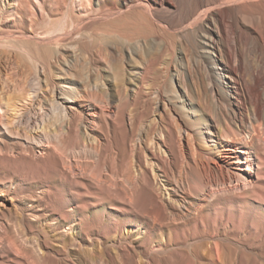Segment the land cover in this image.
I'll return each mask as SVG.
<instances>
[{"label":"bare ground","instance_id":"6f19581e","mask_svg":"<svg viewBox=\"0 0 264 264\" xmlns=\"http://www.w3.org/2000/svg\"><path fill=\"white\" fill-rule=\"evenodd\" d=\"M9 17L20 22V28L16 31L7 32L4 29L6 22L2 20ZM43 17L48 18V23L38 27L37 23ZM0 26L2 27L0 67L5 65L2 60V54L7 52L5 50L32 45L33 51L26 52L29 63L22 71L25 81L29 82L30 77L37 73V70H41L39 76L43 84L39 87V91L45 94L48 90L57 99L58 86L62 83L60 80L63 64L69 63V59H72L74 63L72 62L70 70L72 75H70L77 84H82L76 87L74 92L71 90L63 92L71 99L70 101L75 102V105L63 106L64 117L60 116L59 119L60 114L55 115L54 111L55 114L50 115L48 122L42 120V127H39V130L35 127L34 130L26 131L22 127L24 131L22 134L12 133L3 125L0 116V158H13L16 154L8 151L5 145V142L12 141L13 136L18 139L21 146L20 152L17 153L18 157L27 162H34L37 157L35 148L42 147L45 154L44 164L49 165L47 171L45 170L44 180L51 183V186L46 184L39 186V191L35 194L22 195L15 192L14 180L8 170L0 169V216L10 215L19 206L36 221L44 219L47 210L45 201L50 196L51 189H55L58 193V182L68 183L76 182L78 178L82 179L76 171L79 160L86 152L96 160H99L104 152L108 153L120 163V168L126 169V173L122 175L121 180L113 175L109 181L94 175L90 177V182L96 183L100 190L112 195V213L103 216L110 221L109 223L104 219L96 220V212L89 218L80 217L78 214L80 210L95 208V205L84 202V206H80L74 203L75 198L70 199L67 196L66 188L60 190L65 197L64 203L69 207L65 212L71 220L69 229H76L78 235H81V232L85 233V230L97 229L103 232V236H111L120 243L132 238V241L141 244L160 242L163 246H167L178 241L187 242L191 238L201 240L208 237L207 230L198 231L197 228H200L199 220L204 217V207L210 199H213L216 190L226 186L253 188L256 184L260 175L258 162L262 161L264 164V0H0ZM158 30L177 33L179 42L177 46L188 48L193 54L191 57H195L198 67L205 69L213 95L203 92L199 87L190 89L187 93V105L191 110L189 113L196 117L193 120L194 124L199 125L200 118L202 126L195 130L191 124L188 126L179 119H169L163 115L161 121L166 123V130L158 133V140L153 144L154 146L149 147L143 144V141L135 143L134 128L124 117H119L118 123L111 119L112 111L107 102L110 88L100 90L93 84L106 85V79L108 84L110 82L117 83L116 85L123 84L126 79L125 73L120 65L114 64L112 58L114 52H122L123 55L127 50L125 47L133 46L131 44L134 41H145L149 39V35L163 33ZM152 39L154 44L158 43V38ZM175 45L176 42L166 41L161 48L170 50L177 47ZM82 56L90 66L89 74L85 76L80 71L84 68ZM141 72L137 75H135L137 72H134L136 81H143L145 72ZM177 78L176 75V80ZM134 85L138 90L139 85L136 82ZM30 92L31 86L24 88L25 99H28L26 96H30ZM61 103L64 105L65 101L62 99ZM7 104L10 107L9 102ZM209 107L216 112V121L212 124L207 122L205 116ZM28 120L29 118L26 119ZM210 125L215 127L216 131L208 133V136L212 134L217 140L212 141L214 144L206 148L209 142L205 141L207 130L203 126L209 129ZM81 127L85 129H83L85 138L81 137ZM153 135L150 137H154ZM199 136L202 137V140L199 139L200 142ZM70 138L73 139L72 145L65 146L64 142ZM87 138L90 139L91 144H88ZM130 159L135 161L137 167L135 174H131ZM148 160L162 173L164 182L170 190L169 200L162 199L158 184L152 177L153 170ZM173 171H179L182 175V182L190 197L188 200L175 198L177 185L168 178ZM188 174H192L194 179L191 180ZM84 190H89L87 185ZM138 200H140L139 204H137ZM182 206L187 207V212L182 215L185 221L176 223L168 210L174 207L181 211ZM190 211L196 214L192 216ZM132 213H135L134 218L130 217ZM190 217L193 219L190 220ZM84 240L91 243L89 235L84 236ZM20 242H17L19 246Z\"/></svg>","mask_w":264,"mask_h":264},{"label":"rangeland","instance_id":"374dc122","mask_svg":"<svg viewBox=\"0 0 264 264\" xmlns=\"http://www.w3.org/2000/svg\"><path fill=\"white\" fill-rule=\"evenodd\" d=\"M47 19L48 18L43 17L41 20H39V22L37 23L38 27H43L47 25ZM2 22H6V27L4 29L7 32L8 30L16 31L20 28L21 25L18 20L14 18L12 19V17L4 19L2 20ZM1 29L2 27L0 26V30ZM160 32L163 33H155L157 36L155 34L149 35L148 40L145 39V41L141 40L138 42L134 41V43L131 44L133 46L125 47V49L127 50L125 53H123V55L122 52H114L115 55L113 54L114 57L112 56L114 64L120 65L122 71L125 73L126 79L123 84L116 85L117 83L113 82H110L108 84L106 83L107 79L105 80L106 85L100 83H96V85L93 84V86H96L100 90L110 88L108 95L110 100L107 97L108 101H106L109 102L110 110L112 111L111 119L115 120L118 123L120 118L124 117L126 122L134 128L135 135L133 134V140L136 141L135 143L143 141V144L149 147L154 146L153 144L158 140V133L166 130V123L164 121H161V117L163 115L167 116L169 119H179L188 126H190L191 124L193 125V128L195 130L201 127L203 123L200 118L198 119L199 125H195L193 122L196 117L194 118V116L190 114L191 110L187 105V93L190 89L193 90L197 87H199L200 89H202L203 92L208 93L209 95L211 93L209 88L210 82L208 76L205 75L207 74L205 69L200 66L198 67V64H196L197 62L195 57H191L193 54L188 48H181L177 46L179 43L177 33L172 31ZM164 34H166L167 37ZM151 36H153L154 38H158L157 44H154V40L152 39L153 37ZM172 39L173 41H170ZM166 41L170 43L176 42L175 46L177 47L170 49L171 51L162 49L163 42ZM157 47L159 50L157 49ZM33 49L34 46L32 45H24L22 47L18 46L16 48L5 50L7 52L2 54V60L5 65L3 67H0V116H2L1 119L3 125L7 126L12 133L22 134L24 132L22 127H24L26 131H30L29 129L34 130L35 127L39 130V127H42V120L45 119L46 122H48L50 119V115L52 116L55 113V115L60 114L59 119L60 116L63 118L65 114L63 106L75 105V102L73 100L70 101L71 99L69 97H66L63 92L67 90H71L72 92H74V89L76 87H80L82 85L80 83L77 84L73 80V76L71 77V65H73L74 63L72 59H69V63L66 62L63 64L62 79L60 80L62 83H60V85L58 86L59 90L57 92L59 98L57 99L56 96L49 93L48 90L45 94L39 91V87L43 84L39 76V73L41 74V70H37V73L30 77L29 82L25 81L22 75V71H24L25 65L29 63L26 52H29L31 50L33 51ZM75 50L76 49H73L72 51ZM127 53L129 55H127ZM163 53L166 54V57L163 55ZM148 54H150L152 57ZM84 55V57L87 59L86 54ZM84 57H81L82 62L84 64V68L80 70L83 76L89 74L88 70L90 69L87 60H85ZM170 57L172 60H170ZM153 58L156 61H153ZM6 61L7 63H5ZM153 62L155 64L152 65L151 63ZM149 63L151 64V66ZM138 64L141 65L138 66ZM194 64L197 66V68ZM146 66L148 67V69ZM73 70L79 71V69ZM134 72L137 73L135 74ZM138 72H147V74L144 73L143 81L135 80L134 76L137 75ZM176 75L178 77L177 80ZM131 76L133 77V79ZM135 82L137 83V85L140 86L137 87L138 90H136V87L134 85ZM28 86H31V94L30 96L27 94L28 97L26 96V98L28 99H25L24 88H27ZM117 96H119L120 98ZM62 99L63 101H65L64 105H62L61 103ZM7 101L9 102L10 107L7 106ZM210 109V107L207 109L205 116L207 122L212 124L214 121H216V112ZM5 112L7 113V116ZM6 118H8V120ZM27 118H29L28 121H26ZM32 120L33 123H31ZM150 122L151 124L153 123V126L155 124V126L153 127ZM11 124L13 126H11ZM16 125H19L20 127ZM148 125L150 126L148 127ZM14 126L16 129L14 128ZM203 128L207 130V135L205 134L204 136L205 141L209 142V144H207L206 146L207 148L208 145L214 144V142L212 141L217 140L212 134H209L208 136V133H215L216 128L212 127V125L209 126V129H206V126H203ZM81 129V137L83 136L82 138H85V129L83 127H81ZM151 133L154 134V137H150V135H152ZM199 139L202 140V137L199 136L198 141ZM17 140L18 139L13 136L12 141L9 140L10 142H5L6 149L8 148V151L16 153H14V157L8 159L0 158V169H7L10 176L13 177L15 184V192L20 193L22 195H28L33 193L35 194L39 191L38 188L42 184L51 186V183H49V181L44 180L45 172L47 171L49 165L44 164L45 154L43 148H35V153L37 155L36 160L34 162H27L22 158L18 157L17 155V153L20 152L19 150L21 147ZM87 142L88 144H91L89 138H87ZM72 143L73 139L70 138L69 140L67 139L64 142V145L70 146L72 145ZM109 157L110 156L106 152H104V154L99 160H96L88 152L83 154L82 158L79 160V163L77 165V169L79 170L80 168L81 172L78 170L76 171L81 175L82 179L78 178L76 182H58V193H56L55 189H51V194L49 197H47L45 201V203L47 204V210L45 212L46 217L44 219L36 221L34 218L28 216V213L24 210V208L19 206H17L10 213V215L6 214L4 217L0 216V264H264V164L262 163V161L258 162L260 175L258 176V180L256 184H254L253 188L243 189L242 187L234 188V186H226V188L220 187L216 190V194L213 199H210L205 205L203 210L204 217L199 220L201 224L200 228H197V230H207V233L209 234L208 237L206 236L201 240H199L200 238H191L187 242L178 241L175 243L168 244L167 246H163L160 242H155L151 244H141L138 241H132V238L127 242L120 243L114 240L111 236H103V232L98 231L97 229H92L89 231L85 230V233L81 232V235L77 234L76 229H69L71 220L68 215L65 214L66 210H68L69 207H67V204L64 203V195L60 193V190H62L63 188H66L67 196L70 199L75 198L74 203H78L80 206H84V202L92 203L95 205V208H85L84 210H80L78 213L80 217L89 218L94 212H96V220L104 219L106 223L110 222L103 216L112 213V195L106 191L100 190L96 183L90 182V177L93 175L98 178H101L102 180L108 179L106 181L112 179L113 176H118V179L121 180L122 175L126 173V169L120 168V163L115 161L113 157ZM130 160H132L130 162V171H132L131 174H135L137 171L135 161L134 159ZM113 163L116 164L114 165ZM148 163L152 166V177L158 184V187L160 189L159 192L162 199L169 200L171 197H168L170 195V190H168L169 188L164 182L165 179L162 177V173L155 168V165L151 163L150 160H148ZM104 170L105 172H103ZM25 171L28 172L25 173ZM188 177L191 180L194 179V176L192 174H188ZM253 177V180L255 182V175ZM168 178L170 181H173L177 185V194L175 198H185V200H188L190 197L186 192V186L182 182V175L180 174V172L173 171L171 174H169ZM85 185L88 186L89 190H84ZM227 188L230 189L228 190ZM220 189H223V191ZM137 202V204H139L140 200H138ZM168 211L171 213L172 220H174L176 223H181L185 221L184 219H182V215L187 212L186 206H182L181 211H178L174 207L169 208ZM190 213L192 214V216L196 214V212L192 211H190ZM134 215L135 213H132L130 217L134 218ZM189 219L192 220L193 218L190 217ZM14 221H16V223ZM18 223L19 225H17ZM30 223H33L34 225ZM193 224L194 223L192 222L191 225ZM2 228L4 229L2 230ZM9 229L11 230V232ZM192 231H194V229H192ZM12 232H14L15 234ZM85 234L89 235L91 243H87L84 240V236H86ZM19 241H21L20 246L19 243H17ZM102 241H104V243ZM12 243L15 246H13ZM7 244L9 246H7ZM11 245L15 248H13ZM21 245L24 246L21 247ZM12 249L15 253L11 251ZM15 255H20L18 256V258H22H15L17 257ZM96 256L100 258L96 259ZM130 256H132V258H130Z\"/></svg>","mask_w":264,"mask_h":264}]
</instances>
